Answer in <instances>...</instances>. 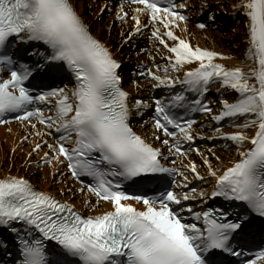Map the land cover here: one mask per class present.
I'll list each match as a JSON object with an SVG mask.
<instances>
[{"label":"snow or ice","instance_id":"1","mask_svg":"<svg viewBox=\"0 0 264 264\" xmlns=\"http://www.w3.org/2000/svg\"><path fill=\"white\" fill-rule=\"evenodd\" d=\"M78 4L0 0V125L23 133L12 153L29 145L0 174V264H264V0L227 5L234 64L178 34L187 0H119L132 24L111 43ZM222 9L199 0L195 27ZM145 32L130 91L118 50Z\"/></svg>","mask_w":264,"mask_h":264},{"label":"bare ground","instance_id":"2","mask_svg":"<svg viewBox=\"0 0 264 264\" xmlns=\"http://www.w3.org/2000/svg\"><path fill=\"white\" fill-rule=\"evenodd\" d=\"M223 2L224 3L229 2V4H230L233 2V0H223ZM85 5H88L87 0H79L78 7L80 8V10L82 12H84ZM189 5H192L193 7H192L191 13H190L191 18L188 22V31L186 33L178 32V34L185 35V36H189V34H191L190 38H191V42L193 44H199L202 47L215 49L217 51L224 52L228 55H232L233 59L225 60L223 62H225L227 64H234L236 62V58H238V53L240 51H242V48H243V45L240 44L239 42L243 40L244 26L243 27L238 26V28L229 29L231 32L226 33L225 39L229 38V41L230 40L232 41V39H233L234 43L238 44V47L241 49L240 51H231L226 46L228 43H226L222 40L220 41V43H216V41H214L212 39L213 36L210 33H207V37H209V39H208L209 41H208L207 38L204 37L205 34H201L196 29L194 24H195L197 18H199V16H200V12L197 11L198 2L197 1L196 2L191 1V2H189ZM109 10H111V9H109ZM113 10L115 11V9H113ZM226 11L230 12L231 9H227ZM217 14H218V16H221L222 11L218 12ZM99 15H100V9H93L91 12H89V11L86 12L85 19L91 23V27H92V30L94 33H96L97 35H101L104 39L108 40L110 43L112 41H118L119 40V32L121 31V29H129L130 25L132 24V21L130 19L125 21L124 23H120L119 21H117L115 19V13H114V16L110 19L96 22V19L97 20L100 19ZM145 22L147 23L146 18H145ZM109 24L111 25L110 31H109L108 27H106ZM202 32L205 33L204 30H202ZM148 36H149V34L147 32H145L143 35L137 36L133 40V44H136L135 43L136 41H142L143 43L147 42V51H145V52H140V49L137 51H133V52L125 50L126 46L127 47L129 46L130 48H132L131 45H126L125 47L118 50V54L121 52L123 53L121 58L124 61V65L129 64V63H135L138 61L145 62V63H151V60L149 58V53L154 52L155 49L153 48L152 44L149 43ZM113 47L115 49V44H113ZM157 60H160L159 56H157ZM127 77L129 78L128 75H127ZM141 83L146 84L147 82L141 81ZM128 89L130 91H132L133 85L128 86ZM137 94L141 95L143 97H145L147 95V93H144V92L135 93L133 91V95H137ZM148 127L150 129L151 126H148ZM8 128H11V132L8 131ZM21 134H23V133L19 130L17 124H10L8 126L0 127V174L7 171L8 167L10 165H12L13 162H15V165H17V166L21 164V157L23 156L24 153L27 152L29 145L28 144L23 145L24 152H21L19 148L17 149L16 153L11 152V148H12L13 143L18 142V137ZM218 154L221 155L223 159H225V162H227L228 153L218 152ZM33 159H35V157ZM12 171L14 174H22V175L29 176L30 172L32 170L31 169H24L23 167H20V168L13 167ZM46 171H47V169L42 170V172H46ZM193 184H196V182H193ZM39 187L49 188V183L48 182L41 183V184H39ZM51 190L55 191V188H52ZM64 198H67V197H64ZM75 203L77 204V207L81 206L79 200L75 201ZM103 207H106V205H102V208L99 210H102Z\"/></svg>","mask_w":264,"mask_h":264},{"label":"rangeland","instance_id":"3","mask_svg":"<svg viewBox=\"0 0 264 264\" xmlns=\"http://www.w3.org/2000/svg\"><path fill=\"white\" fill-rule=\"evenodd\" d=\"M229 4V2L228 3H225V6H226V10L227 9H230V8H227V5ZM100 7H101V5H100ZM107 9L108 8H106L103 12H101L102 13V19H101V17H100V19L99 20H97L96 19V22H99V21H104V20H107V19H110V18H112L113 16H114V13H112V12H108L107 11ZM226 10H221L222 11V14L223 13H225V14H223L222 16H224V18H226L225 20H229V17H230V13H232L231 11L230 12H227ZM107 17H110V18H107ZM115 21V20H114ZM113 22V21H112ZM242 26L243 27V21L239 24V26ZM231 28H235V27H231ZM238 28V27H237ZM211 32V31H210ZM228 32H231L230 30H228V31H218V30H216V31H212L211 33V35L213 36L212 37V39L214 40V41H216V43H220V41L222 40V41H224V42H226V43H228L226 46L229 48V50H231V51H240L241 49L238 47V44H235L234 43V40L232 39V41L230 40L229 41V38H227V39H225V35H226V33H228ZM201 34H205V36L204 37H206L207 38V40L209 39V37H207V31L205 32V33H202V32H200ZM233 33V32H232ZM209 41V40H208Z\"/></svg>","mask_w":264,"mask_h":264}]
</instances>
